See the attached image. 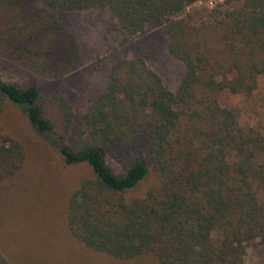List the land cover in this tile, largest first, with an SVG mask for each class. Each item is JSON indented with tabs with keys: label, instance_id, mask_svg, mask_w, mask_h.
Segmentation results:
<instances>
[{
	"label": "trees",
	"instance_id": "16d2710c",
	"mask_svg": "<svg viewBox=\"0 0 264 264\" xmlns=\"http://www.w3.org/2000/svg\"><path fill=\"white\" fill-rule=\"evenodd\" d=\"M195 1L0 0V65L41 79L81 67L63 14L105 11L123 38L76 123L61 94L0 77V118L13 107L62 167L84 171L70 188L68 173L45 177L49 201L54 188L63 198L67 264H86V252L119 264H242L246 247L264 241V120L240 122L223 103L239 94L250 106L264 77V0H222L207 20L186 10ZM151 30L182 64L174 91L133 49L131 38ZM26 160L24 143L0 133V200L15 195L45 216L43 200L24 205ZM0 264L12 263L0 253Z\"/></svg>",
	"mask_w": 264,
	"mask_h": 264
},
{
	"label": "rangeland",
	"instance_id": "374dc122",
	"mask_svg": "<svg viewBox=\"0 0 264 264\" xmlns=\"http://www.w3.org/2000/svg\"><path fill=\"white\" fill-rule=\"evenodd\" d=\"M217 2L222 0H197L186 10L198 9L199 17L207 20L209 9H212ZM62 18L82 52V64L79 69L58 79H41L29 69L24 67L23 69L15 64V67L12 66L8 59L6 63H10L11 66L0 65V77L4 80L30 82L42 91L61 94L71 105L76 123L90 99L103 90L107 70L113 57L112 50L116 49L118 53H123V38L117 32L107 12L102 10L86 9L69 12L63 14ZM144 35L145 38L143 36L131 38L133 49L145 55L147 65L159 74L168 89L174 91L183 73L181 62L167 52L166 38L161 31L151 30ZM130 51H127V54ZM0 58L8 57L2 53ZM263 89L264 77L260 79L258 88L249 98L250 106H244L245 100L239 94H226L223 103L237 111L240 122L262 121L264 120ZM0 125L2 126L0 133L20 139L27 150L25 173L29 175L30 185L26 190L31 199L30 202H24V205L28 206L40 200L47 204V214L36 217L30 211L29 214L26 213L28 207L19 203L15 195L8 194L1 198L0 253L12 264H67L64 261L71 252L65 250L69 237L62 225L63 198L54 188L55 197L51 202L49 201L48 192H52V189L49 187V180L45 177L51 174L52 177L59 178L68 173L67 184L70 188L76 177L82 175L84 171L80 168L62 167L54 150L34 135L26 121L13 107H8L2 112ZM107 163L116 170L117 165L114 162L108 160ZM75 246L76 244H70L68 250L76 252ZM86 253L84 259H79L84 260L86 264L87 259L88 264H119L101 255L88 254L90 258H87ZM242 264H264V241H256L246 247Z\"/></svg>",
	"mask_w": 264,
	"mask_h": 264
}]
</instances>
